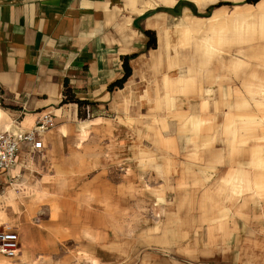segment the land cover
<instances>
[{
	"label": "crops",
	"instance_id": "obj_1",
	"mask_svg": "<svg viewBox=\"0 0 264 264\" xmlns=\"http://www.w3.org/2000/svg\"><path fill=\"white\" fill-rule=\"evenodd\" d=\"M45 114L0 264H264V0H0V133Z\"/></svg>",
	"mask_w": 264,
	"mask_h": 264
},
{
	"label": "built area",
	"instance_id": "obj_2",
	"mask_svg": "<svg viewBox=\"0 0 264 264\" xmlns=\"http://www.w3.org/2000/svg\"><path fill=\"white\" fill-rule=\"evenodd\" d=\"M52 126V117L45 114L29 133L16 136L9 132L0 133V175L14 164L21 142H30L35 149H41L42 142L36 140L35 134ZM0 253L9 258L18 257L21 254L20 238L15 230L8 227L0 230Z\"/></svg>",
	"mask_w": 264,
	"mask_h": 264
},
{
	"label": "trees",
	"instance_id": "obj_3",
	"mask_svg": "<svg viewBox=\"0 0 264 264\" xmlns=\"http://www.w3.org/2000/svg\"><path fill=\"white\" fill-rule=\"evenodd\" d=\"M258 1L259 0H248V2H253V3L254 2H258ZM221 4H223V3H221ZM147 33L150 36L149 44H150V46H152L154 44L155 38H154V36H153V34L151 32L147 31ZM124 67H125V75H124V77L121 80H119V81H117L115 83L116 86H122L126 82L127 78L131 74V68H130V65H129V62H128V58L124 59ZM64 102H74V103H77L80 107L84 106L85 104H88V102L76 99L73 95H70V90L69 89L66 90V98H65Z\"/></svg>",
	"mask_w": 264,
	"mask_h": 264
},
{
	"label": "rangeland",
	"instance_id": "obj_4",
	"mask_svg": "<svg viewBox=\"0 0 264 264\" xmlns=\"http://www.w3.org/2000/svg\"><path fill=\"white\" fill-rule=\"evenodd\" d=\"M31 161L33 162L34 160L30 159V162H31ZM35 167H36V166H35V164L33 163V168H35ZM37 167H38V168H42L41 163H38ZM33 168H32V169H33Z\"/></svg>",
	"mask_w": 264,
	"mask_h": 264
}]
</instances>
